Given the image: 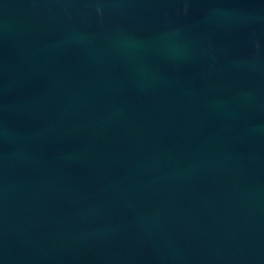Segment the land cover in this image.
<instances>
[{"label":"water","instance_id":"95a60500","mask_svg":"<svg viewBox=\"0 0 264 264\" xmlns=\"http://www.w3.org/2000/svg\"><path fill=\"white\" fill-rule=\"evenodd\" d=\"M0 264H264V0H0Z\"/></svg>","mask_w":264,"mask_h":264}]
</instances>
